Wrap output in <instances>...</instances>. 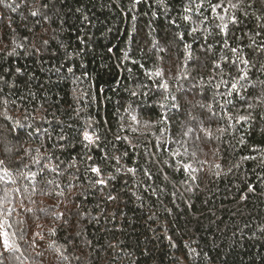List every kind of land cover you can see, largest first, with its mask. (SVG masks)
Wrapping results in <instances>:
<instances>
[{
    "label": "trees",
    "instance_id": "1",
    "mask_svg": "<svg viewBox=\"0 0 264 264\" xmlns=\"http://www.w3.org/2000/svg\"><path fill=\"white\" fill-rule=\"evenodd\" d=\"M231 3L0 0L6 264H264V0Z\"/></svg>",
    "mask_w": 264,
    "mask_h": 264
},
{
    "label": "snow or ice",
    "instance_id": "2",
    "mask_svg": "<svg viewBox=\"0 0 264 264\" xmlns=\"http://www.w3.org/2000/svg\"><path fill=\"white\" fill-rule=\"evenodd\" d=\"M137 2H139V0H137ZM205 3H207V8H205ZM252 5L249 4L248 7H251ZM239 7L238 4H234L231 3V0H190V5L189 7H186L184 9L185 12H194L196 14L197 17L202 16V14L204 12H210L211 15L213 17H216L218 19H220L221 21L224 20V16L219 15L218 10H221L223 13L227 14L229 13V11L231 9H237ZM32 15L35 16L37 15V12H32ZM190 18L189 16H184V20L188 21ZM229 20L231 23L236 24L237 21V17L233 14L229 16ZM227 28V24L224 23L221 25V31H224ZM198 31V29L196 27H191L190 32L191 33H196ZM227 35V34H225ZM257 35H260V33H257ZM181 39H183V37H181ZM206 39V37H205ZM46 43V42H45ZM253 43H255V41H253ZM223 46L225 48H229V50L236 55V59L232 60L231 63L233 65H237V67L239 68V65H243V68H239V72L240 75L237 78L236 82L231 83V90L228 91L226 93L227 96H232L234 94V92H238L239 91V87H241L239 85V81L240 80H246L248 78V71H247V67L250 64V61L244 57L241 56L239 54V49L236 47H230L228 45L227 39H225L223 41ZM258 50L260 51H264V41H262L259 45H257ZM191 56V53H189V57ZM228 61H225V63H227ZM215 67L219 68L220 65L216 64ZM150 75H154V76H161L162 72L157 69L154 73H150ZM187 78V77H185ZM159 87H162L165 91H167L168 89V84L165 82L162 85H159ZM133 95H135V93H133ZM161 107H163V105H161ZM249 107H251V105H249ZM232 117L229 116V119H231ZM251 117L250 116H239L238 117V121H247L249 120ZM135 119V118H134ZM84 139L86 141H88L89 143L93 142V136L90 135L87 131L84 132ZM179 153H177L178 155ZM195 155V154H193ZM0 163H3V161H0ZM37 163H39V161H37ZM44 168H48V165L45 164L43 166ZM189 168L191 166H188ZM218 167V166H217ZM94 173L97 174V176H99L100 173V169L98 167H93L91 169ZM185 170L187 171L188 168H185ZM129 171H132V169H129ZM33 176H35V174H32ZM111 179V177L109 178ZM97 183L100 184H104L105 180L100 179L97 181ZM29 211H31V209H29ZM41 211H44L43 209H41ZM11 213V209L8 210V214L10 215ZM7 225L8 227H11L10 224H8V221L5 219L3 221V223H0V246H2V251H0V264H6V261L8 260V257L5 255V253H10L13 251L18 252L19 248L16 246L14 240L10 239L9 233L4 230V226ZM12 236H15V233L12 234Z\"/></svg>",
    "mask_w": 264,
    "mask_h": 264
}]
</instances>
